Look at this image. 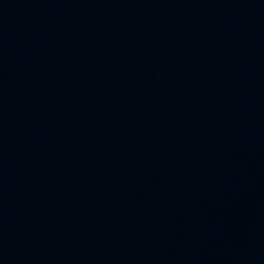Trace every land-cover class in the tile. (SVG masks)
I'll use <instances>...</instances> for the list:
<instances>
[{
    "label": "water",
    "instance_id": "obj_1",
    "mask_svg": "<svg viewBox=\"0 0 264 264\" xmlns=\"http://www.w3.org/2000/svg\"><path fill=\"white\" fill-rule=\"evenodd\" d=\"M0 264H264V0L0 16Z\"/></svg>",
    "mask_w": 264,
    "mask_h": 264
}]
</instances>
